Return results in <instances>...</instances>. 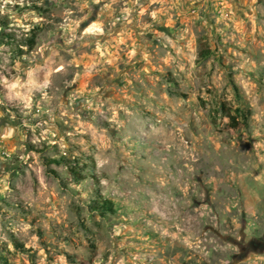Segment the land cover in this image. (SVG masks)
I'll return each mask as SVG.
<instances>
[{
  "label": "rangeland",
  "instance_id": "1",
  "mask_svg": "<svg viewBox=\"0 0 264 264\" xmlns=\"http://www.w3.org/2000/svg\"><path fill=\"white\" fill-rule=\"evenodd\" d=\"M0 264H264V0H0Z\"/></svg>",
  "mask_w": 264,
  "mask_h": 264
},
{
  "label": "trees",
  "instance_id": "2",
  "mask_svg": "<svg viewBox=\"0 0 264 264\" xmlns=\"http://www.w3.org/2000/svg\"><path fill=\"white\" fill-rule=\"evenodd\" d=\"M199 58L203 59L208 55L207 49H200L199 50ZM82 177H79L77 180H81ZM92 210L99 212V214H102L104 212H110L113 210V202L110 199H106L104 197H100L97 200L93 201V205L90 206Z\"/></svg>",
  "mask_w": 264,
  "mask_h": 264
}]
</instances>
